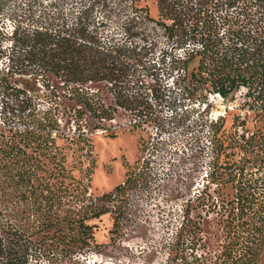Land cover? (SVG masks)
Masks as SVG:
<instances>
[{
    "label": "trees",
    "instance_id": "obj_1",
    "mask_svg": "<svg viewBox=\"0 0 264 264\" xmlns=\"http://www.w3.org/2000/svg\"><path fill=\"white\" fill-rule=\"evenodd\" d=\"M154 2L156 17L146 0H25L9 28H0L1 85L25 93L18 77L49 104L0 127V264L71 263L98 245L93 221L104 214L113 219L111 233L121 229L136 173L95 195L68 163L88 149L83 129L99 127L92 119L111 120L121 108L155 121L178 91L232 99L241 88L245 113L233 129L209 124L206 183L186 200L166 263L256 264L264 252V0ZM112 15L123 38L109 28ZM152 32L168 45L156 58ZM139 35L143 43L133 39ZM174 75L176 86L162 82ZM68 124L72 134L61 129ZM210 213L223 238L214 257L202 237Z\"/></svg>",
    "mask_w": 264,
    "mask_h": 264
},
{
    "label": "rangeland",
    "instance_id": "obj_2",
    "mask_svg": "<svg viewBox=\"0 0 264 264\" xmlns=\"http://www.w3.org/2000/svg\"><path fill=\"white\" fill-rule=\"evenodd\" d=\"M22 1L25 0H0V28H9L11 23L6 20L18 11ZM68 1L69 6L71 2L80 0ZM146 3L150 13L156 17L154 0H146ZM96 9V15L101 17L103 11L100 7ZM108 22L110 30L123 38L121 20L112 15ZM157 35L152 32L147 38L158 42L152 58L158 57L160 51L168 46L161 32ZM139 38L140 35L133 37L143 43ZM195 65L196 62H192L190 69ZM158 71L163 73L164 68ZM166 78L162 77L164 84L170 82L171 86H176L170 81L176 80L175 75ZM16 80L20 88H27L25 93L16 95L10 88L5 90L0 83V127L5 129L19 124L20 117L28 113L37 111L42 114L49 109L41 95L28 89L18 77ZM10 84H14L13 79H10ZM244 92L245 89L241 88L232 99H226L205 91L189 96L178 91L176 101L171 106L164 105L155 121H144V117L121 108L111 120L92 119L91 122L99 127L83 129L90 139L88 149L81 152L79 162L68 156L73 173L83 179L95 195L112 190L123 181L127 171L136 173L137 183L128 190L127 213L121 220V229L111 233V214L102 215L93 221L98 245L91 252L65 264H167V244L175 239L182 208L186 200L198 194L206 183L204 176L211 158L209 124L222 120L227 130L233 129V119L245 113ZM25 95L28 102L24 107L21 100ZM87 118L85 115L86 121L89 120ZM72 124L61 129L72 134L75 130ZM211 188L210 192L213 186ZM201 225L206 255L214 257L223 241L219 216L210 213L203 218ZM258 259L256 264H264V252Z\"/></svg>",
    "mask_w": 264,
    "mask_h": 264
},
{
    "label": "bare ground",
    "instance_id": "obj_3",
    "mask_svg": "<svg viewBox=\"0 0 264 264\" xmlns=\"http://www.w3.org/2000/svg\"><path fill=\"white\" fill-rule=\"evenodd\" d=\"M217 95V94H216Z\"/></svg>",
    "mask_w": 264,
    "mask_h": 264
},
{
    "label": "built area",
    "instance_id": "obj_4",
    "mask_svg": "<svg viewBox=\"0 0 264 264\" xmlns=\"http://www.w3.org/2000/svg\"><path fill=\"white\" fill-rule=\"evenodd\" d=\"M218 95V94H217Z\"/></svg>",
    "mask_w": 264,
    "mask_h": 264
}]
</instances>
